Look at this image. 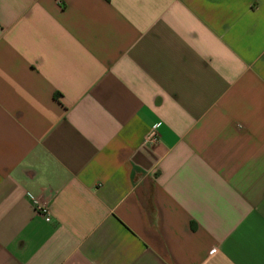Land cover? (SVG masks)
Masks as SVG:
<instances>
[{"label":"crops","instance_id":"0c3cea01","mask_svg":"<svg viewBox=\"0 0 264 264\" xmlns=\"http://www.w3.org/2000/svg\"><path fill=\"white\" fill-rule=\"evenodd\" d=\"M0 264H264V0H0Z\"/></svg>","mask_w":264,"mask_h":264},{"label":"built area","instance_id":"2783aa9c","mask_svg":"<svg viewBox=\"0 0 264 264\" xmlns=\"http://www.w3.org/2000/svg\"><path fill=\"white\" fill-rule=\"evenodd\" d=\"M156 128H157V125H154L149 137L146 139V143L150 145H155L158 143L159 139L156 133ZM33 204L36 209V212H38V214H40L45 219V221L49 222L51 218H50V213L47 207L44 204H41V202L37 200H34Z\"/></svg>","mask_w":264,"mask_h":264}]
</instances>
